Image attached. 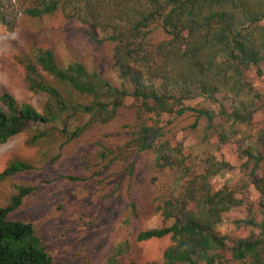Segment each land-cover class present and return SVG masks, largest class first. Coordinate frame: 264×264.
I'll list each match as a JSON object with an SVG mask.
<instances>
[{"label":"trees","instance_id":"obj_1","mask_svg":"<svg viewBox=\"0 0 264 264\" xmlns=\"http://www.w3.org/2000/svg\"><path fill=\"white\" fill-rule=\"evenodd\" d=\"M111 1L48 0L41 7L23 9L25 15L41 18L60 6L65 9L70 5L72 16L106 33L103 42L116 43L114 60L122 84L113 86L78 60L62 66L52 50H36L33 61L24 67L25 79L29 90L44 93L47 101L39 112L10 93L2 94L0 101L5 109L0 106V145L20 134L30 122L45 125L43 130L34 132L31 144L57 140L60 146L68 145L92 124L110 123L126 109L124 101L131 97L136 99L137 108L134 106L135 137L130 145L156 152L160 168L183 167L186 157L172 159L175 151L185 156L182 143L177 145L172 137H167L166 127L150 125L151 114H167L168 124L172 125L190 113L194 118L190 127L193 130L205 120L206 137L210 128L219 134L217 142L223 148L216 153V160L226 168L246 167L253 158L258 163L259 157L249 149L240 157L231 158L234 149L228 145L230 134L215 119L230 122L233 127L248 124L258 99L262 98L247 73L256 68L258 75L264 77V0H117L114 4ZM10 7L0 1V22L8 27L17 20L16 10ZM156 31L165 38L154 41ZM225 98L231 101L228 107ZM194 99H201L206 105L194 107L185 103ZM214 103L220 104L217 112L209 107ZM80 116L87 119L75 125ZM58 157L53 156L50 162L54 163ZM33 170L35 167L30 163L12 161L0 171V182ZM57 179L78 180L72 176ZM13 188L7 205L0 206V264H54L34 225L10 218L24 198L40 185L15 184ZM186 191L183 197H166L157 207L164 222L173 220L172 226L144 230L137 235L138 241L171 235L172 244L165 250L164 260L151 263L133 260L129 264H264V219L257 222L246 218L243 223L252 225L256 233L237 239L229 247L228 237L216 228L228 215L218 203L232 198L208 195L199 202L205 206L194 213L187 209L185 197L195 200L197 188L192 186ZM261 192L260 204L264 208V188ZM237 202L232 199V204ZM123 246H117L116 255L127 252V246Z\"/></svg>","mask_w":264,"mask_h":264},{"label":"rangeland","instance_id":"obj_2","mask_svg":"<svg viewBox=\"0 0 264 264\" xmlns=\"http://www.w3.org/2000/svg\"><path fill=\"white\" fill-rule=\"evenodd\" d=\"M0 1L9 3L10 9L17 12V20L10 27L0 22V96L10 93L19 102L43 111L46 95L29 90L24 72L25 65L33 61L35 51L41 48L52 50L55 60L62 66L78 60L88 70H96L113 86H121L122 79L114 60L116 43L103 42L106 33L72 16L70 5L65 9L60 6L50 15L33 18L25 15L23 9L41 7L48 0ZM112 1L114 4L117 0ZM163 38L165 35L160 31L153 35L154 41ZM247 76L262 95L251 121L234 127L232 123H223L217 118L215 122L221 123L230 134L228 145L234 149L230 155L232 159L249 149L259 157L258 163L253 158L246 167L226 168L216 160V153L223 148L217 142L219 134L215 128H210L206 137L208 124L205 120L193 130L190 127L194 118L190 113L172 125L168 124L167 114H151L150 125L166 127V136L172 137L177 145L182 143L185 156L175 151L172 159L186 157L183 167L160 168L156 152L142 151L139 146L130 145L135 137L132 127L135 126L137 101L128 97L124 101L126 109L115 119L106 125L92 124L68 145L60 146L57 140L31 144L29 140L34 132L45 127L33 122L0 145V171L7 161L8 164L13 160L35 167L33 171H24L0 182V206L7 205L15 184L40 185L36 192L24 198L21 207L10 218L34 225L54 264L163 261L165 250L172 244L171 235L149 241H138L137 235L144 230L172 226L173 220L164 222L157 207L166 197L187 195L186 190L192 186L197 188L195 200L185 198L187 209L194 213L205 206L199 202L208 195L217 194L239 201V204H232V199L218 203L228 214L216 228L218 233L228 237L227 246L255 234L254 227L243 221L246 218L257 222L264 219V208L260 204L261 189L264 188V77L258 75L256 68ZM225 101V107L231 105L229 99ZM185 103L194 107L206 105L201 99ZM219 105L214 103L209 107L217 112ZM0 106L5 109L1 101ZM86 119L87 116L78 117L75 125ZM105 153L106 157L103 156ZM56 155L59 157L51 163ZM60 176H72L78 180H55ZM118 245L127 246V252L116 255Z\"/></svg>","mask_w":264,"mask_h":264},{"label":"clouds","instance_id":"obj_3","mask_svg":"<svg viewBox=\"0 0 264 264\" xmlns=\"http://www.w3.org/2000/svg\"><path fill=\"white\" fill-rule=\"evenodd\" d=\"M3 145V144H2ZM13 161H21V160H13ZM8 162V161H7ZM7 162H6V164H5V167H6V165H7ZM12 162V161H11ZM23 162V161H22ZM10 163V162H9ZM21 173V172H20ZM11 178V177H10ZM9 178V179H10ZM6 181V180H5ZM3 182V181H2ZM19 209V208H18ZM14 213V212H13ZM166 237V236H165Z\"/></svg>","mask_w":264,"mask_h":264}]
</instances>
